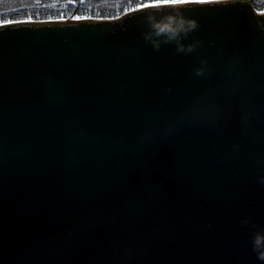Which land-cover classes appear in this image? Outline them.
<instances>
[{"label":"water","instance_id":"95a60500","mask_svg":"<svg viewBox=\"0 0 264 264\" xmlns=\"http://www.w3.org/2000/svg\"><path fill=\"white\" fill-rule=\"evenodd\" d=\"M179 7L0 29V264H264V9Z\"/></svg>","mask_w":264,"mask_h":264},{"label":"clouds","instance_id":"9594fccd","mask_svg":"<svg viewBox=\"0 0 264 264\" xmlns=\"http://www.w3.org/2000/svg\"><path fill=\"white\" fill-rule=\"evenodd\" d=\"M218 4H228L232 0H212ZM159 9V8H157ZM146 30L142 33L146 42L150 43L155 49L163 44L176 45L179 52H191L198 45L199 41H193L185 44L184 40L190 33L197 30L199 21L195 17L187 16L179 7H173L170 11L164 14L157 15L149 13L144 20ZM206 61H201V67L195 69L197 75H201L204 71L203 65ZM260 183H264V177L260 178ZM243 224H248V220L244 219ZM251 245L254 252L257 254V259L264 262V229H258L251 235Z\"/></svg>","mask_w":264,"mask_h":264},{"label":"trees","instance_id":"16d2710c","mask_svg":"<svg viewBox=\"0 0 264 264\" xmlns=\"http://www.w3.org/2000/svg\"><path fill=\"white\" fill-rule=\"evenodd\" d=\"M130 3V7H126ZM137 0H86L84 4H65V0H0V19L21 20L46 19L60 15L111 17L124 12L125 8L135 7ZM257 10L264 9V0H251Z\"/></svg>","mask_w":264,"mask_h":264},{"label":"snow or ice","instance_id":"6c2138e0","mask_svg":"<svg viewBox=\"0 0 264 264\" xmlns=\"http://www.w3.org/2000/svg\"><path fill=\"white\" fill-rule=\"evenodd\" d=\"M39 2V0H37ZM79 2L80 4H84L86 0H65V4H76ZM131 2V0H129ZM243 0H232V2L228 4H218L212 2V0H137V3L135 4V7L131 8H125L124 14L138 12L142 10L147 9H153V8H160V7H176V6H187V5H205V4H218V5H229V4H239L242 3ZM259 15L264 16V12H260ZM120 18V15L111 16V17H104V16H72L71 19L76 22L81 21H114L118 20ZM66 17L63 15L57 16V17H48L47 21H41V23L44 22H64ZM32 17H27L25 19L21 20H5L0 19V29H3L9 25L13 24H25V23H33Z\"/></svg>","mask_w":264,"mask_h":264},{"label":"built area","instance_id":"2783aa9c","mask_svg":"<svg viewBox=\"0 0 264 264\" xmlns=\"http://www.w3.org/2000/svg\"><path fill=\"white\" fill-rule=\"evenodd\" d=\"M126 7H130V3H127V5H126ZM119 14V13H118ZM117 14V15H118ZM84 16H91V15H84ZM64 17H66V16H64ZM72 16H69V17H66V18H71ZM46 19H48V18H46ZM33 20H35V19H33Z\"/></svg>","mask_w":264,"mask_h":264}]
</instances>
